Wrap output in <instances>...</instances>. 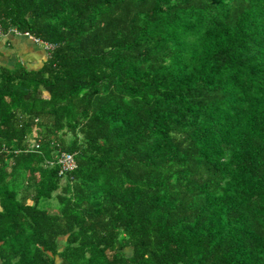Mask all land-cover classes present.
Instances as JSON below:
<instances>
[{
  "label": "trees",
  "instance_id": "1",
  "mask_svg": "<svg viewBox=\"0 0 264 264\" xmlns=\"http://www.w3.org/2000/svg\"><path fill=\"white\" fill-rule=\"evenodd\" d=\"M10 29L49 48L0 73V264H264V0H0Z\"/></svg>",
  "mask_w": 264,
  "mask_h": 264
},
{
  "label": "crops",
  "instance_id": "2",
  "mask_svg": "<svg viewBox=\"0 0 264 264\" xmlns=\"http://www.w3.org/2000/svg\"><path fill=\"white\" fill-rule=\"evenodd\" d=\"M30 35L14 33L12 30L0 32V73L20 65L34 71L42 67L47 53L42 44Z\"/></svg>",
  "mask_w": 264,
  "mask_h": 264
},
{
  "label": "built area",
  "instance_id": "3",
  "mask_svg": "<svg viewBox=\"0 0 264 264\" xmlns=\"http://www.w3.org/2000/svg\"><path fill=\"white\" fill-rule=\"evenodd\" d=\"M35 42H40L38 39H35ZM44 47L47 49L49 48V45L46 43H42ZM33 146V145H32ZM50 166L57 165L59 167V173L63 174L65 172L72 171L76 168V163L73 158V156L69 153H61L57 155L51 163H49Z\"/></svg>",
  "mask_w": 264,
  "mask_h": 264
},
{
  "label": "rangeland",
  "instance_id": "4",
  "mask_svg": "<svg viewBox=\"0 0 264 264\" xmlns=\"http://www.w3.org/2000/svg\"><path fill=\"white\" fill-rule=\"evenodd\" d=\"M56 192H59V190H57ZM51 201H53L52 202V207H53V205H57V203L55 204V202H54L55 200L52 199Z\"/></svg>",
  "mask_w": 264,
  "mask_h": 264
},
{
  "label": "clouds",
  "instance_id": "5",
  "mask_svg": "<svg viewBox=\"0 0 264 264\" xmlns=\"http://www.w3.org/2000/svg\"><path fill=\"white\" fill-rule=\"evenodd\" d=\"M10 30H12L14 33H19V32H17L15 29H10ZM0 32H1V30H0ZM35 39H37V38H35ZM34 39V40H35Z\"/></svg>",
  "mask_w": 264,
  "mask_h": 264
}]
</instances>
